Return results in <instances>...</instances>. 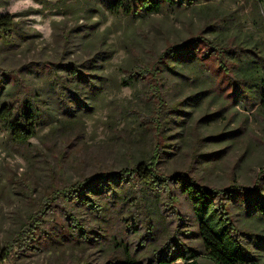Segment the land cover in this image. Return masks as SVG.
<instances>
[{
  "label": "rangeland",
  "instance_id": "374dc122",
  "mask_svg": "<svg viewBox=\"0 0 264 264\" xmlns=\"http://www.w3.org/2000/svg\"><path fill=\"white\" fill-rule=\"evenodd\" d=\"M180 1L162 14L132 18L115 14L110 9L114 0H0V17L10 15L17 27L11 43L0 38V68L23 69L24 84L39 94L42 113L26 144H17L0 122L1 248L54 189L117 173L130 154L154 146L152 117H146L148 104L141 98L145 90L124 83L137 59L150 61L167 45L199 35L258 52L255 60L263 62L264 2ZM75 70L79 74L74 78ZM167 79L169 102L184 100L186 108L164 125L160 173H189L211 189L234 181L242 187L241 194L225 196L217 206L224 205L231 218V241L241 246L246 259L264 264V207L254 206H264V116L239 103L213 101L212 93L203 96L192 85L172 86V72ZM170 187L178 197L175 204L167 192L143 189L155 226L150 236L140 227L139 233L130 228L139 206L119 202L100 218L77 210L92 238L76 245L58 211L50 217L52 232L45 238L36 234L7 264H110L122 257L114 236L143 264H157L161 258L187 264L175 260L189 254L197 264H214L199 235L193 205ZM215 218L220 223V216ZM231 228L236 232L231 234Z\"/></svg>",
  "mask_w": 264,
  "mask_h": 264
},
{
  "label": "trees",
  "instance_id": "16d2710c",
  "mask_svg": "<svg viewBox=\"0 0 264 264\" xmlns=\"http://www.w3.org/2000/svg\"><path fill=\"white\" fill-rule=\"evenodd\" d=\"M259 1L264 2V0ZM179 2L181 1L114 0L110 9L115 14L122 13L127 17L140 18L162 14L168 9H176ZM16 29V23L10 15L0 17V38L5 44L12 42ZM257 54L258 52L255 53L247 48L226 45L198 35L180 44L167 45L160 55L150 61L137 59L126 72L124 83L133 88L142 85L145 90L141 98L148 104L149 114L146 117H152L149 122L152 130L156 132L154 146L146 151L130 154L126 165L117 173L97 174L83 181L64 184L54 189L43 201L35 204L34 212L20 224L13 239L5 247H0V264H7L15 250L23 251L24 248L29 247L30 242L37 238L36 234H40L41 238L48 236L50 233L48 230L52 232V227H49L50 217L58 211L63 214L67 228L77 242L74 243L76 245L79 243L85 245L92 238L82 217L77 215V210H85L89 212L88 215L100 218L110 210L111 206L114 208L119 202L139 206L136 215H131L130 228L139 233L140 227L150 236L155 226L149 216L150 208L147 206L143 189L151 192L159 191L158 193L167 192L168 198L175 204L178 197L173 196L171 184L193 205L199 235L207 257L214 264H259L253 259H246L241 246L231 241L230 232L227 230L228 222L232 225L231 218L227 215L226 209L222 208L224 205L217 206L219 202L226 200L225 196L231 199L241 194L242 187L234 181L226 188L211 189L201 185L189 173L165 176L158 169L160 150L164 146L161 137L164 125L186 108L184 100L169 102L168 96L172 89L167 79L168 74L170 72L175 74L172 86L177 87L181 83L183 89L186 85H192L203 96L212 93L213 101L221 99L224 104L233 106L234 103H239L244 108H250L264 116V60L259 64L255 60ZM22 71L23 69L0 68L2 95L0 122L17 144H26L35 136L36 121L42 114L39 108V94L35 89L24 84ZM78 74L79 72L75 70L71 76L75 78ZM55 83L61 85L59 80ZM121 188L134 192L136 196H130V193L122 191ZM261 203L254 206L263 208ZM168 204L169 208L174 207ZM217 215L221 219L218 224L215 218ZM231 231L233 234L236 228ZM112 239L117 250L121 251L122 257L121 260L118 259L119 257L116 258L110 264H143L132 258L126 246L117 244L115 236ZM195 258L194 254L182 255L175 261L183 259L187 264H197ZM173 263V259L167 258L157 261V264ZM83 264L88 262L85 261Z\"/></svg>",
  "mask_w": 264,
  "mask_h": 264
}]
</instances>
